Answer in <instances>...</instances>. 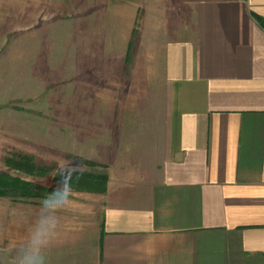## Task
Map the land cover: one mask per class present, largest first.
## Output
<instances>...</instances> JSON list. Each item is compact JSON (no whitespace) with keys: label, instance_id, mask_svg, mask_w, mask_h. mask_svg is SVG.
<instances>
[{"label":"crops","instance_id":"0c3cea01","mask_svg":"<svg viewBox=\"0 0 264 264\" xmlns=\"http://www.w3.org/2000/svg\"><path fill=\"white\" fill-rule=\"evenodd\" d=\"M155 2L141 17L138 0L120 15L94 6L65 37V66L42 39L20 79L34 104L65 79L67 103L98 120L83 142L110 169L104 191L73 190L49 264H264V0ZM16 177L4 198H22ZM41 194L4 203L1 264Z\"/></svg>","mask_w":264,"mask_h":264},{"label":"rangeland","instance_id":"374dc122","mask_svg":"<svg viewBox=\"0 0 264 264\" xmlns=\"http://www.w3.org/2000/svg\"><path fill=\"white\" fill-rule=\"evenodd\" d=\"M134 1L0 0V173H3L0 185V264L5 202L28 206L34 201L28 199L31 195L27 193L41 191L43 198L61 182L70 183L73 190L78 191L100 188L110 175V169L94 159L97 152L83 142L92 138L85 135H89V127L98 125V120L89 119L92 116L89 112L84 116V110H89L85 105L67 103L65 79H60L56 88L48 89L53 91L51 97H41L36 104L33 98H28L26 103L20 100L18 86L34 63L36 45L41 53L42 39L53 42L52 51L56 55L51 58L55 64L65 66L69 58L65 37L69 33L81 35L83 17L94 6L106 15H120L119 7L122 5L121 11L125 12V5L130 6ZM155 1L138 0L140 17L148 13L155 15L158 10ZM49 99H52L51 103ZM7 154L12 155L11 166L4 161ZM19 159H29V162L19 165ZM14 176L27 179L23 180L22 198L16 201L8 195L7 199L4 198L8 183L16 182L12 179L18 180ZM15 184V187L19 186Z\"/></svg>","mask_w":264,"mask_h":264},{"label":"clouds","instance_id":"9594fccd","mask_svg":"<svg viewBox=\"0 0 264 264\" xmlns=\"http://www.w3.org/2000/svg\"><path fill=\"white\" fill-rule=\"evenodd\" d=\"M72 192L70 183L61 182L41 199L31 230L16 249L14 264H49V251L61 224L60 212L70 205Z\"/></svg>","mask_w":264,"mask_h":264},{"label":"trees","instance_id":"16d2710c","mask_svg":"<svg viewBox=\"0 0 264 264\" xmlns=\"http://www.w3.org/2000/svg\"><path fill=\"white\" fill-rule=\"evenodd\" d=\"M257 20L259 21V23H260V25L264 28V19L263 18H261V17H257ZM2 176H3V173H0V185H1V179H2ZM97 184V183H96ZM102 185H104L105 184V182H102L101 183ZM106 186V184L104 185V187ZM96 190H98V191H104L105 189L104 188H95ZM94 189V190H95Z\"/></svg>","mask_w":264,"mask_h":264}]
</instances>
